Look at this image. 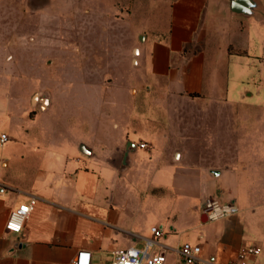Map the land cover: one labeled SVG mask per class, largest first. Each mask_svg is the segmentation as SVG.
I'll use <instances>...</instances> for the list:
<instances>
[{
	"label": "crops",
	"instance_id": "crops-1",
	"mask_svg": "<svg viewBox=\"0 0 264 264\" xmlns=\"http://www.w3.org/2000/svg\"><path fill=\"white\" fill-rule=\"evenodd\" d=\"M114 4L141 38L136 63L119 82L80 83L75 101L61 84L59 99L44 91L46 108L39 92L30 103L6 60L13 41L0 42V264H77L82 250L111 264L154 226L163 236L151 252L166 251V264L184 242L218 264L253 245L249 264H264V112L229 100L227 82L264 66V0ZM207 195L239 211L202 221ZM33 198L23 230L8 231Z\"/></svg>",
	"mask_w": 264,
	"mask_h": 264
},
{
	"label": "rangeland",
	"instance_id": "rangeland-1",
	"mask_svg": "<svg viewBox=\"0 0 264 264\" xmlns=\"http://www.w3.org/2000/svg\"><path fill=\"white\" fill-rule=\"evenodd\" d=\"M117 1L0 0V42L13 41L6 60L20 67L13 66L12 70L21 72L20 92L27 94L30 103L34 93L39 92L43 98L44 91L49 89L59 99L61 84L71 89L69 97L75 101L80 83H115L124 79V71L136 63L133 49L140 46L141 38L136 40L133 22L131 25L132 20L123 17V5L116 6ZM97 70L100 75L89 74ZM227 82L229 100L252 104L264 112L262 63H257L252 78L242 82L233 76L232 70ZM108 95L111 96L110 92ZM106 105L107 109V102ZM75 114L72 111L70 116ZM251 116L255 120L257 114Z\"/></svg>",
	"mask_w": 264,
	"mask_h": 264
},
{
	"label": "built area",
	"instance_id": "built-area-1",
	"mask_svg": "<svg viewBox=\"0 0 264 264\" xmlns=\"http://www.w3.org/2000/svg\"><path fill=\"white\" fill-rule=\"evenodd\" d=\"M9 140L7 133L0 134V145ZM141 147H146V142L140 143ZM36 199H31L28 203H23L15 207L6 222L5 228L14 233H20L29 215L33 211ZM203 212L208 220H218L229 217L239 211L237 205L231 201L224 202L218 197L207 195L204 197ZM153 237L145 240L143 248L126 247L119 249L114 253L111 264H166L168 257L164 250L151 252V249L159 244V239L163 236V231L159 226L152 227ZM176 254V260L173 264H218L214 260L201 257L202 247L199 244L184 242L173 249ZM261 251L259 247L249 245L243 249L236 260L227 264H249L248 257L258 254ZM77 264H91V253L89 251H80L77 255Z\"/></svg>",
	"mask_w": 264,
	"mask_h": 264
},
{
	"label": "water",
	"instance_id": "water-1",
	"mask_svg": "<svg viewBox=\"0 0 264 264\" xmlns=\"http://www.w3.org/2000/svg\"><path fill=\"white\" fill-rule=\"evenodd\" d=\"M135 51H137V49H135ZM33 101H34V103H37L39 101L40 104H41V107L42 108H46V106L48 104V94L45 93L43 98L42 97L40 98L39 94H36L34 96V98H33ZM201 220L202 221H207L208 220L207 219V215L205 213L203 214Z\"/></svg>",
	"mask_w": 264,
	"mask_h": 264
}]
</instances>
